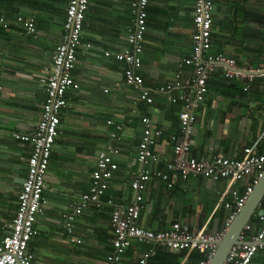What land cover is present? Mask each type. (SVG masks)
Masks as SVG:
<instances>
[{"label": "crops", "instance_id": "0c3cea01", "mask_svg": "<svg viewBox=\"0 0 264 264\" xmlns=\"http://www.w3.org/2000/svg\"><path fill=\"white\" fill-rule=\"evenodd\" d=\"M67 1L0 0V15L7 21V27L0 25V241L15 214L32 150L29 140L13 133L31 132L40 119L44 90L39 77L61 41ZM131 1L90 0L85 13L82 45L71 72L78 87L65 91L67 103L59 112L58 132L45 176L46 202L36 215L38 232L28 243L33 264H106L113 239L111 206L88 204L75 217L72 235L66 232L60 217L72 211L89 187L96 154L111 141L113 124L108 120L123 124L119 139L112 141L120 151L116 155L118 167L105 191L113 202L128 204L134 199L130 183L139 169L136 146L141 116L150 117L164 131L156 146L161 158L157 167L170 158L167 133L176 128L181 105L168 101V94L158 87L173 81L179 69L183 76L191 74V67L182 65V61L192 49L193 0H149L139 73L142 88L152 97L150 103L139 99L138 90L122 82L126 63L104 53L127 46L126 35L133 26ZM213 2L210 51L233 58L241 71L260 66L264 58V0ZM18 15L34 19V32L26 31ZM215 66L204 100L196 109L191 152L197 157L212 153L236 156L243 146L264 137V76L223 79L225 66ZM245 79L242 89L241 80ZM178 92L175 88L171 93ZM171 180V186L160 179L148 183L138 223L161 229L178 221L194 231H216L210 223L221 213L217 200L225 180L181 178L175 172ZM244 183L236 182L238 190ZM138 242L132 241V245ZM141 254L138 250L139 257ZM250 264H264V247Z\"/></svg>", "mask_w": 264, "mask_h": 264}, {"label": "built area", "instance_id": "2783aa9c", "mask_svg": "<svg viewBox=\"0 0 264 264\" xmlns=\"http://www.w3.org/2000/svg\"><path fill=\"white\" fill-rule=\"evenodd\" d=\"M213 1L193 0L192 49L191 54L182 61V65L191 67V74L183 76L182 70L179 69L173 81L158 87L160 92L168 94V101L181 105L178 112V131L167 134L168 142L171 144V155L165 163L166 169L157 167L161 158L156 150L164 131L150 117L143 115L140 117L142 129L136 146V161L139 169L130 183L134 199L131 203L120 204L105 197L109 179L118 167L116 155L120 152L112 141L119 139V133L123 128L121 122L113 123L108 120L107 123L114 126L109 134L111 141L96 154L89 187L75 202L72 211L64 212L60 217L66 232L72 235L75 217L81 214L88 204L111 206L110 224L113 239L112 250L105 257L106 264H118L123 253L134 240L158 242L173 250H185L186 255L193 249H198L206 255L199 264H208L217 248V243L264 171V151L258 150L259 139L243 146L240 154L236 156L212 153L197 157L191 152L197 120L196 109L204 100L208 90L207 80L214 71L215 65H224V75L227 77H245L252 80L254 73L264 76V58L258 68L247 69L249 73H244L236 68L233 58L210 51ZM89 3L90 0L67 1L61 41L54 48L50 65L45 67L44 73L39 77L44 90L40 119L31 132L13 133L14 137L29 140L32 150L26 160V176L17 195L15 214L9 223L8 233L0 241V264H33V255L28 250V243L38 232L35 226L36 215L41 212L46 202L43 197L46 188L45 176L53 142L58 132L59 112L67 103L65 91L78 87L71 72L76 62L77 49L82 45L81 32ZM148 3L149 0L131 1L133 26L126 35L127 46L114 52L104 51V53L126 63L122 71V82L138 90L139 99L150 103L152 97L142 88L143 78L139 73L141 66L139 53L143 48ZM17 20L22 22L27 32H34L32 17L18 15ZM0 25L7 27V21L2 15H0ZM85 46L91 45L85 43ZM175 88L179 92L172 94ZM172 172L181 178L201 176L211 181L225 180L226 186L217 201L218 206L223 205L228 213L220 230L208 231L200 228L194 231L188 224L178 221L171 222L164 229L145 228L138 223L143 192L148 183L160 179L171 186ZM242 180H245V183L242 191L239 192L236 182ZM263 200L264 193L261 202ZM253 215L261 221V228L257 232H252L249 219L238 234L239 242L230 247L222 264H249L257 250L264 247V214L254 212ZM73 240L79 242L75 237ZM153 253L152 248L142 252L138 263L146 264L147 258Z\"/></svg>", "mask_w": 264, "mask_h": 264}, {"label": "trees", "instance_id": "16d2710c", "mask_svg": "<svg viewBox=\"0 0 264 264\" xmlns=\"http://www.w3.org/2000/svg\"><path fill=\"white\" fill-rule=\"evenodd\" d=\"M76 55H77V52H76ZM262 60H261L259 65H261ZM216 68H217V66H215V69ZM214 74H215L214 71L211 72V74L207 80V87H208L209 80L212 78V76H214ZM222 77H223V79H225V78L227 79V76H222ZM252 79H254V77ZM241 82L242 83H241L240 87H242V89H243L245 86L244 84L247 83V81L245 79V81L241 80ZM263 87H264V85H263ZM65 99H66V96H65ZM178 126L179 125L177 124L176 128L169 130V132L167 134L169 135L171 133L177 132ZM113 128H114V126H113ZM170 148H171V144H170ZM258 150L260 152L264 151V137L258 143ZM165 161H167V159ZM165 163L166 162L163 161L162 165L158 168L165 170L166 169ZM241 191H242V189L239 190V192H241ZM105 197H106V195H105ZM142 205H143V203H142ZM220 208H219L220 209L219 213L220 212L221 213L219 214L217 221L214 222V220H213L210 223V226H212V228H213L212 230L218 231L223 227V223H224V220L227 216L228 211L224 208L223 205H221ZM259 208H262L264 210V200L261 202ZM263 214H264V212H263ZM249 222L252 225V232H257L261 228V221L258 220L255 215H252ZM161 229H164V228H161ZM134 241L136 242V240H134ZM150 248L154 249V253L147 258L146 264H199L202 259L206 258L205 252L199 251L198 249H193L191 252H189L186 255L185 250L170 251L168 248H166L165 245L160 244L158 242H152V241L141 242L140 241V242H138V244L137 243H135L134 245L131 244V246L126 249V251L122 255V258H121L119 264H139L138 263V259H139L138 250L144 252ZM251 262H252V260H251Z\"/></svg>", "mask_w": 264, "mask_h": 264}, {"label": "water", "instance_id": "95a60500", "mask_svg": "<svg viewBox=\"0 0 264 264\" xmlns=\"http://www.w3.org/2000/svg\"><path fill=\"white\" fill-rule=\"evenodd\" d=\"M244 73H249L248 70H242ZM259 74V73H254ZM264 193V171L262 172L257 184L254 186L252 192L249 194L244 205L240 208L231 224L228 226L221 240L217 243V248L208 264H222L230 247L238 243V234L243 225L251 218L253 213L257 210L258 213H263L259 209L260 202Z\"/></svg>", "mask_w": 264, "mask_h": 264}]
</instances>
